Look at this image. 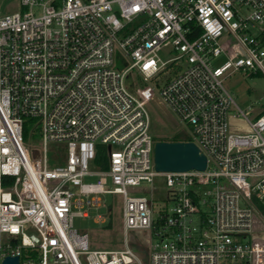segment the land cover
Instances as JSON below:
<instances>
[{"label":"built area","instance_id":"built-area-1","mask_svg":"<svg viewBox=\"0 0 264 264\" xmlns=\"http://www.w3.org/2000/svg\"><path fill=\"white\" fill-rule=\"evenodd\" d=\"M18 2L0 13V264H142L136 229L151 236L146 264H264V109L251 118L222 78L264 74V0ZM157 87L204 170H156ZM233 105L248 131L230 128ZM28 120L40 148L25 143ZM104 146L108 168L91 169ZM157 176L173 205L155 215L129 187ZM106 193L123 196V249H91L74 225Z\"/></svg>","mask_w":264,"mask_h":264},{"label":"rangeland","instance_id":"rangeland-1","mask_svg":"<svg viewBox=\"0 0 264 264\" xmlns=\"http://www.w3.org/2000/svg\"><path fill=\"white\" fill-rule=\"evenodd\" d=\"M17 10H20L18 0H0V13ZM160 55L163 58L169 57L167 50L161 51ZM225 60L226 57L221 56L216 59L215 63L222 65ZM228 73L222 75L224 86L230 91L237 105L251 118H254L260 110L264 109V74L242 70ZM146 106L150 115L149 133L155 142L169 140L180 134L191 135L190 126L163 100L158 87L154 91V96L147 101ZM236 110V106L233 105L230 112L232 116L229 119L230 128L235 132L248 131L249 125L243 119L242 113L241 118L233 117ZM25 143L34 148H40L42 144L40 129L35 128L29 120L25 128ZM103 148L108 154L107 147ZM91 169L99 170L100 167L96 162H92ZM98 179V175L85 176L84 182H97ZM106 187H113L110 177L107 178ZM168 190L164 176H157L153 182L144 181L134 188L129 187L130 194L147 195L152 200L155 215L173 205L167 200ZM98 196H100L101 205L83 207V209L88 208L90 215L75 216L74 225L79 231L88 234L91 249H123L126 239L123 229V196L118 193L98 194ZM98 215H102L103 219H99ZM127 240H129V245L140 254L142 264H146L149 256L150 233L140 229L131 230L127 235Z\"/></svg>","mask_w":264,"mask_h":264},{"label":"water","instance_id":"water-1","mask_svg":"<svg viewBox=\"0 0 264 264\" xmlns=\"http://www.w3.org/2000/svg\"><path fill=\"white\" fill-rule=\"evenodd\" d=\"M154 162L157 171L204 170L207 157L194 141L158 140L154 145ZM3 264H20L18 255H8Z\"/></svg>","mask_w":264,"mask_h":264},{"label":"trees","instance_id":"trees-1","mask_svg":"<svg viewBox=\"0 0 264 264\" xmlns=\"http://www.w3.org/2000/svg\"><path fill=\"white\" fill-rule=\"evenodd\" d=\"M169 140H192V137L189 134H180V135H176L173 138L169 139ZM105 156H106V151L103 147H100L98 152H97V156L95 159V162L102 168V169H107L108 165L106 163L105 160Z\"/></svg>","mask_w":264,"mask_h":264}]
</instances>
